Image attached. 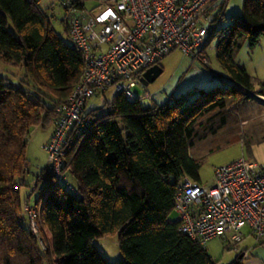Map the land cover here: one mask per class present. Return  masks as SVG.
Masks as SVG:
<instances>
[{
    "label": "trees",
    "instance_id": "trees-1",
    "mask_svg": "<svg viewBox=\"0 0 264 264\" xmlns=\"http://www.w3.org/2000/svg\"><path fill=\"white\" fill-rule=\"evenodd\" d=\"M37 2L0 0V59L23 67L34 90L28 94L0 76L1 232L24 251L26 264H111L92 239L114 232L122 255L117 264H216L203 245L179 231L170 214L183 177L199 181V158L191 153L196 141L207 137L199 128L215 133V117L224 125L228 99L251 101L250 91L264 96V79L253 78L233 58L244 42L252 49L264 37V0H243L241 13L231 15L225 27L208 28L230 84L196 88L193 98L190 93L146 107L117 92L100 110H84L85 125L65 144L63 170L74 190L45 164L21 200L29 128L53 125L56 106L67 100L84 68L81 54L54 31ZM224 5L225 0L214 10L221 15ZM64 29L67 34L65 19ZM36 190L33 206L44 251L29 226L16 225V213ZM8 223L9 231L3 230ZM230 264H243L242 257Z\"/></svg>",
    "mask_w": 264,
    "mask_h": 264
},
{
    "label": "built area",
    "instance_id": "built-area-1",
    "mask_svg": "<svg viewBox=\"0 0 264 264\" xmlns=\"http://www.w3.org/2000/svg\"><path fill=\"white\" fill-rule=\"evenodd\" d=\"M220 0H98L87 10L81 0H60L67 34L84 61L83 72L56 117L44 149L46 165L69 190L63 170L69 134L85 125L87 100L113 86L129 101L142 73L173 49L203 60L205 23ZM205 59V58H204ZM35 233L37 211L24 205ZM178 229L200 245L220 238L237 246L249 233L264 242V162L240 156L214 168L211 183L183 177L174 198ZM246 231L248 233H246ZM250 248L243 252L248 255Z\"/></svg>",
    "mask_w": 264,
    "mask_h": 264
},
{
    "label": "rangeland",
    "instance_id": "rangeland-1",
    "mask_svg": "<svg viewBox=\"0 0 264 264\" xmlns=\"http://www.w3.org/2000/svg\"><path fill=\"white\" fill-rule=\"evenodd\" d=\"M81 1L84 2V7L87 10H92V7L98 3V0ZM222 1L220 0L219 3ZM37 3L39 8L46 13L54 31L69 42L70 39L64 29L66 12L60 0H38ZM242 4L243 0H225L222 14L220 15L219 9L214 10L205 25L212 27V25L219 24L220 27H225L230 22L231 15L241 13ZM215 17H219L221 20L218 18L217 22H213L216 19ZM8 29L15 34L10 20H8ZM211 33L210 30L209 36H207L208 40L206 38L207 43L203 48L205 59H192L180 49L175 48L159 61L162 71L154 80L147 84H143L140 81L137 82L132 91L138 96L139 103L142 106L174 102L175 98L190 93L189 96L193 98L197 91H192L196 88L207 89L214 85L230 84L226 72L216 59L215 45L217 38L212 37L210 39ZM260 42L252 49L249 48L247 42H244L235 52L233 58L235 62L246 68L248 74L261 80L264 79L260 77L261 75L262 77L264 76V37L260 39ZM257 73L259 77L256 75ZM0 76L11 85L26 89L28 94L34 91L32 82L24 76L23 67L19 65L6 63L0 59ZM207 80L211 81L206 82ZM257 88L258 85L254 83V89L256 90ZM250 92L253 98L251 101L246 100L243 103H237L228 99L227 107L224 108L221 114L226 117V123L220 125L219 120L217 121L218 117L212 120L213 123L215 122L214 124L212 123V127L216 130L215 133L211 134L210 129L199 128V132L207 137L196 141L195 146L191 148V153L199 158L198 176L201 183H211L215 167L233 161L240 156L256 160L257 162H264V103L259 100V94L255 91ZM116 93L117 90L110 86L105 91L90 97L85 104V111L100 110L103 103L111 102ZM214 112L216 111L207 116L214 114ZM50 129L51 123L45 126L31 125L29 128L25 148L27 170L22 177L24 184L20 189L21 200L25 199L27 194H29L35 175L46 163L44 144ZM71 181L75 184L74 180ZM43 185L44 183H41L39 187ZM37 195L38 190L31 194L30 202L24 204L25 207L28 204V206L33 207L37 211L36 232L34 233L30 228L29 219L22 209L16 213V225L21 223L29 226L32 234L37 238L39 246L44 251L45 246L41 237L39 212L33 206ZM175 218L176 214L172 211L170 219L173 220ZM2 223L0 225L4 226ZM11 226L8 223L3 230L9 231L8 229ZM4 235L6 234L0 230V264H26L23 258L24 251L12 246L13 241H8L9 239ZM92 242L111 264H117L121 260L122 255L118 246L117 232L93 238ZM226 246L227 243L222 239L212 238L208 240L204 248L216 264H230L238 256V253L233 252L232 249ZM32 254L37 258L35 250H32ZM262 257L264 260V252Z\"/></svg>",
    "mask_w": 264,
    "mask_h": 264
},
{
    "label": "crops",
    "instance_id": "crops-1",
    "mask_svg": "<svg viewBox=\"0 0 264 264\" xmlns=\"http://www.w3.org/2000/svg\"><path fill=\"white\" fill-rule=\"evenodd\" d=\"M82 4L84 6V2H82ZM95 7H96V4L92 8L94 9ZM260 43H262V42H260ZM159 65H160V63H159ZM256 75L259 77L258 73ZM260 77L264 78V76L262 77V75ZM253 78H255V77H253ZM210 81L211 80H207L206 82H210ZM259 96H260L259 100L264 103V96L260 95V94H259ZM51 130H52V125H51V129L48 133V136L51 133ZM246 233H248V232L246 231ZM226 247L229 249H232L233 252L238 253V256L242 257L243 264H264V260L262 259L263 258L262 253L264 252V242H261L258 244H253V240H252L251 236L249 235V233L246 235V237L237 246H228L227 245ZM249 248H250V253L248 255H243V252ZM240 254H242V256H240Z\"/></svg>",
    "mask_w": 264,
    "mask_h": 264
},
{
    "label": "water",
    "instance_id": "water-1",
    "mask_svg": "<svg viewBox=\"0 0 264 264\" xmlns=\"http://www.w3.org/2000/svg\"><path fill=\"white\" fill-rule=\"evenodd\" d=\"M162 71V68L159 64H154L148 67L140 76L139 81L143 84H147L148 82L154 80ZM242 256V254H240Z\"/></svg>",
    "mask_w": 264,
    "mask_h": 264
}]
</instances>
